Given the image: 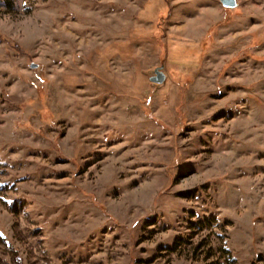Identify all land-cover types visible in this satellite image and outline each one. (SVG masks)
<instances>
[{"label":"rangeland","instance_id":"obj_1","mask_svg":"<svg viewBox=\"0 0 264 264\" xmlns=\"http://www.w3.org/2000/svg\"><path fill=\"white\" fill-rule=\"evenodd\" d=\"M237 1L0 0V264H264V0Z\"/></svg>","mask_w":264,"mask_h":264},{"label":"water","instance_id":"obj_2","mask_svg":"<svg viewBox=\"0 0 264 264\" xmlns=\"http://www.w3.org/2000/svg\"><path fill=\"white\" fill-rule=\"evenodd\" d=\"M223 5L227 8H236L238 6L237 0H221ZM33 67H37L36 65H33ZM158 75L156 77H153V81L164 83L166 81V75L157 70Z\"/></svg>","mask_w":264,"mask_h":264},{"label":"bare ground","instance_id":"obj_3","mask_svg":"<svg viewBox=\"0 0 264 264\" xmlns=\"http://www.w3.org/2000/svg\"><path fill=\"white\" fill-rule=\"evenodd\" d=\"M158 1H160V0H158ZM156 5H157V3L155 4V6ZM188 51L187 50H185V51L180 50V52H179V56L184 57V60L181 61V67L182 68H187V66H189V59H187V57L188 56H192L193 54H195V52H196V46L191 47L189 54H188ZM197 51H198V48H197ZM174 55L176 56V51H174ZM172 57H174V56H172Z\"/></svg>","mask_w":264,"mask_h":264}]
</instances>
